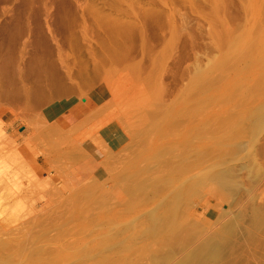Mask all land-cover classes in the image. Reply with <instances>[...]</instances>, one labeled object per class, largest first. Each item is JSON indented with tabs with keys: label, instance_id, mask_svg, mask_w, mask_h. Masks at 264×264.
<instances>
[{
	"label": "rangeland",
	"instance_id": "rangeland-1",
	"mask_svg": "<svg viewBox=\"0 0 264 264\" xmlns=\"http://www.w3.org/2000/svg\"><path fill=\"white\" fill-rule=\"evenodd\" d=\"M215 1L220 0H0V41L8 36V43L0 45V66L7 70L0 74L10 78L14 100L0 99L2 160L24 161L26 156L44 153L50 169L27 176L18 169L29 168L22 167L23 163L16 167L18 171L5 163L0 167V178L12 179L8 182L10 192L0 196V220L7 231L14 230L11 241L15 245L34 237L40 240V220L59 215L71 205L68 196L82 195L94 179L99 185L106 179V189L116 187L111 172L116 160L124 173L133 169L130 165L134 162V168L141 167L143 159L138 157L156 144L163 145L166 124L161 134L149 133L145 144L129 149L125 145L135 141V130L147 127L151 116L160 118L166 109L169 115L179 114L178 130L184 124V143L200 149L201 139L202 150L207 152L200 160L202 168L217 161L218 144L225 145L223 151L229 149L227 144L235 139L228 120L221 118L220 127L207 125L200 134L192 131L196 122L191 116L185 117L200 115L202 106L211 104L209 95L228 82L229 68L214 71L212 67L226 50L222 27L229 36L264 42V0H221L223 6L220 13L216 9L214 17ZM249 3L251 12L243 13ZM247 60L239 66L244 70L236 73V84L224 90L229 96L219 98L222 107L233 115H254V107L264 95V46L259 49L257 45ZM200 72L209 76L205 92L193 81ZM82 98L95 106L91 112L82 107ZM148 100L150 104H143ZM240 101L243 104L238 106ZM61 118L66 120L64 125ZM166 123L169 125L168 119ZM28 125L35 132L28 134ZM239 130L242 142H251L250 154L244 151L234 162L263 166L260 147L264 121L257 129L245 120ZM14 133L25 134L18 148L12 143ZM116 135L121 140L112 143ZM68 148L69 155L58 159L55 152ZM76 161L80 163L74 168L70 163ZM86 167L93 169L89 176ZM77 170L85 175L84 180ZM35 178L43 183L37 180L30 184ZM257 189L264 194V175ZM119 194L126 229L123 238L128 242L123 244L128 249L122 256H135L137 251L139 255L152 243V237L144 233L136 236L135 232L150 223L145 216L137 221L133 217L150 210L153 204L142 198L132 201L122 184ZM197 202L194 199V204ZM130 231L133 236L127 235ZM259 248L254 261L264 264V242ZM139 262L148 264L146 260Z\"/></svg>",
	"mask_w": 264,
	"mask_h": 264
},
{
	"label": "bare ground",
	"instance_id": "bare-ground-1",
	"mask_svg": "<svg viewBox=\"0 0 264 264\" xmlns=\"http://www.w3.org/2000/svg\"><path fill=\"white\" fill-rule=\"evenodd\" d=\"M222 6L221 0L214 2V17L217 15L216 9L220 13ZM242 10L243 13L251 12L250 3ZM252 14L257 15V12L253 10ZM251 27L258 31L255 26ZM221 37L225 41L226 50L212 67L214 71L229 68L226 70L228 82L220 91L215 90L209 95L211 104L208 106L207 102L203 105L200 115L190 114L185 118L191 116L196 122V128L192 131L200 134L207 125L220 127L221 118L228 120V128L232 130V137L235 139L227 144L229 149L223 151L225 145L218 144L215 148L219 151L217 161L202 168L200 160L207 152L202 150L201 139L198 140L200 149L197 145L181 140L184 137L181 132L184 124L178 130L179 114L169 115L170 112L166 109L160 112V118L151 116L148 126L135 130V141L126 140L129 143L125 146L129 149L134 144H145L149 133L156 131L161 134L163 125L166 124L163 145L156 144L155 148L146 150L138 157L143 159L142 166L136 169L134 162L130 165L133 169L129 172L121 171L116 160L111 169L116 187L113 185L104 188L106 179L100 176L103 180L100 185L96 178L94 183L88 184L89 190L84 189L82 195L68 196L72 201L68 208L61 210L53 219L46 217L40 220V240L34 237L31 241L15 245L11 241L15 235L14 230L7 231L0 220V264H121L122 260L125 261L124 264H143L139 262L141 260H146L148 264H255L259 246L264 242V194L262 190L257 189V182L264 175V164H237L234 161L239 160V155L244 151L250 154L248 144L251 142H242L239 124L249 120L257 129L262 126L264 95L260 104L254 107L252 116L245 113L233 115V111L222 107L223 100L219 98L229 96L224 90L236 84L235 79L239 76L236 73H240L244 68L239 66L241 63L245 64L248 57H252L257 45L259 49L260 45L264 46V42L260 44L257 39L229 36L223 27ZM7 41L8 36H5L0 45L7 44ZM6 70L0 66V71L6 73ZM208 80L209 76L205 72L198 73L193 79L195 83L201 84L203 92L208 88ZM11 85L10 78L0 74V99L14 101ZM80 102L84 103L82 107H86L89 112L95 107L89 106L90 99L82 98ZM143 104H150V101H144ZM236 104L241 106L243 101ZM227 113V117H222ZM167 119L169 125L166 123ZM60 120H63L61 124L64 125L66 120ZM33 132L35 128L28 125L27 133ZM13 135L12 143L18 148L25 134ZM62 135L63 132L58 139ZM113 137L112 143L121 140L120 136ZM262 140L261 151L259 148L258 150L264 157V136ZM71 148L56 151L55 155L57 158L65 157L69 155ZM20 151L23 152V148H20ZM118 151L119 149L115 150L116 153ZM190 154L193 162L189 160ZM91 156L97 157L93 152ZM3 157V152L0 151V167L4 163L9 164L12 170H24L27 176L39 173L43 168L47 172L50 171L48 155L44 153L26 156L24 161L15 162H4ZM20 163H23L22 167L29 168H18ZM79 163L76 161L70 164L75 168L74 165ZM92 172L93 169L86 167L88 176ZM77 173L78 177L81 176L80 180H84L85 175L80 174L79 170ZM159 173L161 174L156 175ZM89 179L93 177L90 176ZM11 180L6 176L0 178V196L10 192L8 182ZM37 180H40V185L43 183L41 178H35L30 184ZM120 184L125 186L132 201L142 198L145 202L153 204L150 210H142L133 220L137 221L145 216L150 223L136 231L135 235L142 236L144 233L151 236L154 250L150 244L139 255L137 251L135 256H122L128 249L123 247V244L128 242L123 238L126 229L123 228ZM194 199L198 201L195 204ZM160 207H163V210H159ZM127 235L133 236L131 231Z\"/></svg>",
	"mask_w": 264,
	"mask_h": 264
}]
</instances>
